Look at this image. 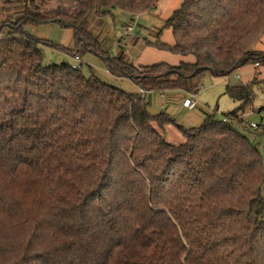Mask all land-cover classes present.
<instances>
[{
  "label": "trees",
  "instance_id": "16d2710c",
  "mask_svg": "<svg viewBox=\"0 0 264 264\" xmlns=\"http://www.w3.org/2000/svg\"><path fill=\"white\" fill-rule=\"evenodd\" d=\"M158 2L84 0L51 14L36 0H4L0 264H264V157L240 129L255 82L227 84L240 105L197 127L152 113L148 99L170 89L198 94L207 72L263 62L253 46L264 34V0H184L165 23L174 43L146 39L195 57L178 64L137 66L85 26L92 15H140ZM46 23L72 29L75 46L26 29ZM45 45L72 62L46 63ZM83 51L145 92L88 75L84 62L73 67ZM168 125L185 141L169 142Z\"/></svg>",
  "mask_w": 264,
  "mask_h": 264
},
{
  "label": "rangeland",
  "instance_id": "374dc122",
  "mask_svg": "<svg viewBox=\"0 0 264 264\" xmlns=\"http://www.w3.org/2000/svg\"><path fill=\"white\" fill-rule=\"evenodd\" d=\"M41 3L42 9L51 14L59 11H74L80 8L84 0H36ZM184 0H159L156 7L152 10L140 14L132 15L121 9H116L114 15L103 17L104 25L95 32L92 25L99 24L101 17L92 15L86 23V28L96 35L106 47L112 41V48L108 51L112 55H119L120 51L125 54V59L136 62L135 65H150L159 62H168L178 64L180 61H195L193 55L183 56L175 54L169 50L159 49L149 41H161L173 44L175 39L172 29L165 27L166 20L178 9ZM4 0H0V19H6L7 14L2 11ZM131 24L132 30H126V35L121 41H116L115 36L123 33L124 25ZM95 26V25H94ZM27 31L39 38L52 41L55 44H61L73 48L75 40L73 30L62 28L57 23L29 24ZM105 32V33H104ZM110 33V38L106 34ZM147 39V40H146ZM110 41V42H109ZM0 48L2 45L0 43ZM46 63L72 62V57L60 50L48 45L43 46ZM254 49L264 51V34L259 41L254 44ZM84 61V71L86 74L94 73L103 81L118 87L130 93L140 91L139 86L128 77L115 76L108 71L104 62L97 56L83 51L79 53ZM134 64V63H133ZM255 82V98L253 106L247 108L244 112L246 124L240 126V129L246 133L253 143L259 148L264 157V130L254 128L251 122H256L264 128V111L259 109L264 106V61H252L238 67L234 72L228 75H217L213 72H207L203 79L201 90L197 94L198 103L194 108H188L187 99L192 95L186 91L178 89L165 90V93H156L148 96L150 101L149 109L152 113L167 112L171 114L178 123L183 126L197 127L210 114H214L217 119H224L225 114L234 110L240 105V102L233 100L225 91L227 84L250 83ZM142 91V90H141ZM145 92V91H142ZM164 131L165 137L170 139L173 144H180L185 141L182 132L174 125H169ZM264 196V186H263ZM264 220V215H263Z\"/></svg>",
  "mask_w": 264,
  "mask_h": 264
},
{
  "label": "crops",
  "instance_id": "0c3cea01",
  "mask_svg": "<svg viewBox=\"0 0 264 264\" xmlns=\"http://www.w3.org/2000/svg\"><path fill=\"white\" fill-rule=\"evenodd\" d=\"M95 25V26H94ZM94 25H92V29L95 27L96 29H95V32H97L98 30H100L101 28V26H103L104 25V20L101 18V22H99V24H94ZM129 26H133V25H131V24H128V25H124V29H125V31L123 30V33H121V35L119 34V36H115V40L116 41H121L122 39H124V37H125V35H126V33H128V32H126V29H127V27H129ZM105 33V32H104ZM110 33L108 32L106 35V37L107 38H110V41H111V35H109ZM109 41V42H110ZM112 41L109 43V45H107V47H108V49H110V48H112ZM110 51V50H109ZM111 54V53H110ZM119 55H113V56H118V57H121V58H123L124 60H126L125 59V54L123 53V51H120L119 53H118ZM112 55V54H111ZM126 61H129V60H126ZM132 63H134V64H136V62H134V61H131ZM216 74V73H215ZM217 75H221V74H217ZM140 91H141V89H140ZM183 91V90H182ZM156 92V91H155ZM155 92H153V93H155ZM166 91H161V92H156V93H165ZM187 101H188V99H187ZM187 101H186V105H187ZM250 125H251V123H250ZM166 128H170L171 129V126H166ZM166 130V129H165ZM164 130V131H165ZM163 134H164V132H163ZM165 136V135H164ZM169 142H172V141H170V139H168L167 137H165Z\"/></svg>",
  "mask_w": 264,
  "mask_h": 264
},
{
  "label": "built area",
  "instance_id": "2783aa9c",
  "mask_svg": "<svg viewBox=\"0 0 264 264\" xmlns=\"http://www.w3.org/2000/svg\"><path fill=\"white\" fill-rule=\"evenodd\" d=\"M126 30H132V27L129 26V27H127ZM83 62H84V61H83L81 55H80V54H77V55L73 58V67H75V68H76V67L79 68V67H81V65H82ZM142 91H144V90H142ZM197 103H198L197 94H195V95H192V97L188 99V101H187V106H188V108L191 109V108H194V107L196 106ZM251 126L254 127V128H257V129H258V128L264 129V128H262L258 123H256V122H251Z\"/></svg>",
  "mask_w": 264,
  "mask_h": 264
}]
</instances>
